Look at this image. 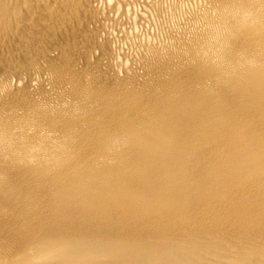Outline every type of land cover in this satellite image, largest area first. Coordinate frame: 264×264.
I'll use <instances>...</instances> for the list:
<instances>
[{"label":"bare ground","instance_id":"obj_1","mask_svg":"<svg viewBox=\"0 0 264 264\" xmlns=\"http://www.w3.org/2000/svg\"><path fill=\"white\" fill-rule=\"evenodd\" d=\"M0 264H264V0H0Z\"/></svg>","mask_w":264,"mask_h":264}]
</instances>
